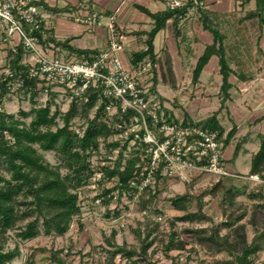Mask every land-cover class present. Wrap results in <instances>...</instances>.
Returning <instances> with one entry per match:
<instances>
[{
	"label": "trees",
	"instance_id": "1",
	"mask_svg": "<svg viewBox=\"0 0 264 264\" xmlns=\"http://www.w3.org/2000/svg\"><path fill=\"white\" fill-rule=\"evenodd\" d=\"M252 0H244L250 2ZM254 9L246 13V19H257L260 26H264V0H253ZM206 0H187L185 4L177 9L166 8L162 12L151 13L144 8L142 12L147 14L154 22L153 28L146 32V51L136 53L133 56V63L136 64L148 56L152 66L155 63L153 41L156 34L164 29L169 20H173L176 27L180 20L186 16L192 8L200 13L203 28L213 35V42L206 45L202 55L198 58L192 73V82H198L204 66L212 56L218 58L220 74L222 75L221 85V108L229 99L228 91L231 89L229 77L233 73L229 65L227 51L224 46V37L217 29L213 28V21L205 7ZM43 10L63 13L68 9H57L48 6L43 0L36 2ZM26 28V26L24 25ZM41 28L47 33L48 40L59 46L68 53L78 55L97 54L96 50H82L72 47L69 42L58 41L53 35V30L48 29L43 23ZM40 35V33H37ZM24 47L20 44L15 50L8 48L7 70L0 75V264H16L15 259L20 255V250L15 247L12 250H5L4 243L10 231H17L16 236L21 241H30L40 235V221L45 236L62 237L70 229L72 221L81 215L78 206V190L88 183L91 177L90 157L94 151H98L101 140L107 143V147L114 148L117 143H108L116 131L106 122L105 106L109 99L101 97L99 92L90 88L88 90L89 101H73L68 105L65 112L61 113L58 108L51 110L57 98L55 93H50V97L44 104L36 105L29 113L21 112L25 117H31L27 125L24 121L15 118L14 115L6 113L4 103L7 98L18 91L23 90L34 99L42 95L38 88V80L29 76V68L22 63ZM164 64L166 78L169 84L175 88L176 80L173 72L171 59L164 53ZM21 82L17 90L11 91V83ZM156 84V82H155ZM155 94V85L153 90ZM160 99V98H159ZM162 102V101H161ZM36 104V103H35ZM172 118V113L165 109ZM93 114V115H92ZM217 114L209 118L192 123L182 122L183 126L195 125L204 130L216 132L219 137L223 135L224 129L220 126ZM60 118L62 125L59 126L57 119ZM84 119L85 125L81 126L82 134H77L73 127V122ZM126 119V115L116 116L117 121ZM178 122L177 120H175ZM53 127L55 128L53 130ZM234 131L228 134L226 141H230ZM42 152H55L61 165L52 166L45 160ZM239 151L236 146L235 154ZM122 152L111 170L105 171V178L118 177L120 188H126L128 181L133 177L135 165L138 159L135 158L127 162L124 170H120ZM71 164V171L65 175L61 173L62 165ZM249 174H258L264 179V137L261 139L259 151L252 156ZM226 178L218 179L217 183L209 190L197 196H183L175 199L161 198L160 190L147 192L142 199V208L147 204L162 206L163 210L171 213V226L180 222H209L210 226L184 229V238H179V233L172 231L168 243L164 247L165 252L172 250H185L191 240L197 245L198 251L205 250L210 254H224L231 258L234 264H253L259 260V255L264 252V189L262 186L249 189L251 198L260 202L253 209L249 224L254 231V236L250 242L247 241L245 223H241L246 216L242 205L237 203L238 190L234 184L228 183ZM232 180V179H229ZM208 195L221 197L219 206L222 214L228 222L215 224L213 219L204 211L206 205L204 198ZM194 201L195 210H191L190 201ZM33 218L31 221H27ZM139 230H136L137 238L141 241V256L145 257L148 249L153 245L152 236L158 228V223L146 221L139 223ZM143 226V227H142ZM228 227L229 232L222 234V229ZM151 239V241H149ZM189 239V240H188ZM111 249L104 264H122L125 259L129 264H140L145 262L143 258L133 260L136 254L133 250H128L124 245H117L108 241ZM55 253L54 262L56 264H66ZM120 255L121 261L116 263L115 258ZM147 259V258H145ZM146 264H157L153 259H147Z\"/></svg>",
	"mask_w": 264,
	"mask_h": 264
},
{
	"label": "built area",
	"instance_id": "2",
	"mask_svg": "<svg viewBox=\"0 0 264 264\" xmlns=\"http://www.w3.org/2000/svg\"><path fill=\"white\" fill-rule=\"evenodd\" d=\"M38 1L0 0L2 42L8 43L12 50L23 45L22 63L29 68V76L39 81L37 89L45 100L49 99L50 93H55L56 100L60 99L68 105L73 101L88 102L90 88L109 99L105 106V122L116 131L111 142L117 145L111 153H102L99 146L98 151H94L90 157L91 177L78 190L81 215L90 208L100 207L103 212L110 211L120 228H124L135 215L145 221L163 224L166 217L160 207L151 205L141 208L146 193L155 191L159 184V176L177 178L182 182H191L198 175L233 178L245 183L249 189L257 186L264 189V179L260 175L237 174L226 166L222 143L224 137L195 125L183 126L182 122H176L166 113L164 104L145 84L143 75L148 70L146 67L140 66L138 71L126 67L120 57L124 36L115 15L110 17L107 24L109 41L105 50L90 55L72 54L48 40L49 36L41 28L43 23L46 24V18L42 8L36 5ZM186 1L167 0L166 6L177 9ZM100 18L97 13H92L81 21L94 26L100 25ZM20 85L19 81L11 83V91H16ZM121 114L126 115V119L115 120ZM72 129L82 134L80 128L73 125ZM120 152V170H124L128 161L138 159L126 188L117 186V176L105 178V171L114 168ZM89 185L96 193L93 197L85 194ZM64 253L66 264H73L69 252L65 250ZM84 254L90 256L85 257L84 264H92L94 254L90 251ZM115 261H121L120 255L116 256ZM174 264L188 262L182 253H177ZM253 264H264V260H257Z\"/></svg>",
	"mask_w": 264,
	"mask_h": 264
},
{
	"label": "crops",
	"instance_id": "3",
	"mask_svg": "<svg viewBox=\"0 0 264 264\" xmlns=\"http://www.w3.org/2000/svg\"><path fill=\"white\" fill-rule=\"evenodd\" d=\"M43 1L53 8L68 9L63 13L42 9L46 18V27L53 30L56 40L70 39L69 44L72 47L82 50L102 51L107 48L109 41L107 24L110 17L115 15L116 23L122 28L124 36V48L120 52V57L126 67L132 71H138L140 66L146 67L148 70L143 75L146 79L145 84L150 90H153L155 85L156 95L166 97L161 92V86L168 87L172 91L170 97L180 100L179 105L174 104V107L178 108H173L165 101L164 105L178 122L196 123L218 113V122L224 129L222 143L226 166L237 174L250 173L252 156L259 151L261 139L264 137V26L261 27L257 19H246V13L254 9V2H250L248 10L238 11L232 8L236 2L240 3L238 0H206L205 7L213 21L212 27L220 31L224 37L229 65L233 70L229 77L231 84V89L228 91L229 99L220 109L222 75L216 56H212L204 66L198 82L195 84L192 82V73L198 58L206 45L213 42L212 33L203 28L200 13L197 10L193 12L194 8L188 11L176 27L173 20H169L166 27L156 34L153 41L155 63L152 66L148 56L136 64L132 62L134 54L146 51L144 34L149 32L154 24L140 8L151 13L162 12L167 8V0ZM92 13H97L101 17L100 25L88 26L81 21ZM86 32L91 33V38H88L91 44L85 47L76 46L74 43L83 39ZM246 32L249 35L248 39ZM251 42L253 50L250 49ZM8 48V43L2 42L0 36V57L6 59ZM164 53L169 55L172 62L175 88L166 78ZM187 81L191 82L193 89L184 94L181 83ZM207 82L216 83L213 85L214 88L218 87L217 91L208 93ZM208 94L211 97L205 99ZM194 104L196 110L192 113ZM224 115L228 119L227 125L223 121ZM232 131H234L233 137L230 141H226ZM236 146H239V151L234 155ZM240 154L250 156L247 173H241L233 168L234 161Z\"/></svg>",
	"mask_w": 264,
	"mask_h": 264
},
{
	"label": "rangeland",
	"instance_id": "4",
	"mask_svg": "<svg viewBox=\"0 0 264 264\" xmlns=\"http://www.w3.org/2000/svg\"><path fill=\"white\" fill-rule=\"evenodd\" d=\"M238 1L240 3L236 2L234 6H232V8L238 9V11H242L244 9L248 10L250 7V2H253V0L250 2H244V0ZM194 11H196V8L193 9V12ZM245 35L248 39V32H246ZM88 38H91V33L86 32L83 39L75 42L74 44L78 47L89 46L91 41H89ZM250 46V49L253 50L252 42L250 43ZM6 70L7 59L2 56L0 57V75L4 74ZM187 73H189L188 70ZM213 84L215 85L216 83ZM213 84L208 82L206 83L208 86L206 88L208 93L211 91H217L218 87L214 88ZM181 87L184 94L190 91V89H193L192 84L189 81L181 83ZM161 92L169 98L157 95L158 98H160V101H162L163 104H165V101L167 104L177 109L178 107H174V104L179 105L178 102L180 100L178 98L170 97L172 91L168 87L161 86ZM209 97H211L210 94L205 96V99H208ZM45 101L46 100L43 95H38L34 99H31V95L29 93L20 90L16 94H13L7 98L4 103V110L6 113L14 115L15 118L24 121L28 125L31 121V117H25L21 114V112L29 113L31 108L36 105L44 104ZM185 101L187 102L188 100ZM195 106L196 105L194 104L193 108L191 109L192 113H194L196 110ZM55 108H58L61 113H63L67 110L68 103L57 99L54 101V105H52L51 110L53 111ZM223 121L226 125L228 124V119L225 115L223 116ZM57 123L59 126L62 125L60 118L57 119ZM73 123L74 127L77 128L85 125L84 119L81 118L76 119ZM54 129L55 128L53 127V130ZM101 141L102 142L100 146L102 153L109 155L113 148L109 149L107 147V143L103 142V140ZM111 141H113V137L107 140L108 143H111ZM41 153L45 160L48 161L52 166L61 165L60 160L58 159L55 152L41 151ZM249 166L250 156L243 154H240L233 164V168L241 173H247ZM69 171H71V164H68L67 166L62 165L61 173L63 175ZM226 179V182L234 184L238 190V195L236 197L237 203L242 205V208H244L243 211H246V216L241 223H245L247 225V241L250 242L254 236V231L249 224V219L253 209L260 201L258 199L251 198V195L249 194V187L245 183H237L233 178ZM158 180L159 184L157 185V188L160 190L159 196L161 198L165 197L167 199H175L183 196H197L203 193L205 190L211 189L218 181L217 178H212L206 175H198L196 179H193L191 182H182L177 178L170 179L164 176H159ZM92 190L93 189L90 185L87 186L85 194L89 197H93L96 193L94 190ZM220 200L221 197L217 198L212 195L206 196L204 198L206 203L204 211L213 219L215 224H227V219L222 214L219 206ZM105 204L108 205L106 201ZM189 206L191 210H195V204L193 200L190 201ZM146 207H150V205L147 204ZM160 208L165 214L166 220L163 224H159L157 230L154 232L152 236L154 243L148 249L145 257H142L140 254L142 243L137 238L136 230H139V223H144L146 221L135 215L130 218L128 222H126V226L124 228H120L119 222L115 221L114 219L115 217H111L110 211L106 210L103 212L104 210L100 207L90 208V210H87L84 215H80L78 219H74L69 231L62 237L43 235L44 230L41 225L42 221H40L42 235L30 241H21L16 236L17 231H10L6 235L7 240L4 243V248L6 251L12 250L15 247L19 248L20 255L15 259L16 264H56V262H54L55 253H59L58 257L65 261V250L69 252L68 255L72 256L73 264H84L86 262V260H84L85 257L89 256V254L84 253H87L88 251L94 254V256L91 257L92 264H104V260L108 255L107 251L111 249L108 245V241L115 242L117 245H124V247H126L128 250L135 251L136 254L133 256V260H138L141 258L145 260V262H140V264H146L147 259H153L157 264H174V256L177 253H182L187 259L188 264H234L233 260L226 257L224 254H210L205 250L198 251L197 245L191 240L189 241V244L186 246L185 250H172L165 252L164 247L168 243L172 231L178 232L179 238L182 239L185 237L183 234L184 229L208 227L210 226V223L177 221L175 226L172 227L170 224V220L172 219L171 213L168 210H163L162 206H160ZM32 219L33 218H29L27 221H31ZM229 229L230 228L228 227H224L221 233L226 234L229 232ZM149 241H151V239ZM259 260H264V252L259 255ZM122 264L129 263H126L125 260L122 262Z\"/></svg>",
	"mask_w": 264,
	"mask_h": 264
}]
</instances>
